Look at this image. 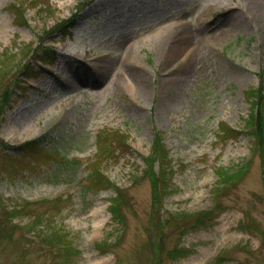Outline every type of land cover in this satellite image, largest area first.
<instances>
[{
	"label": "rangeland",
	"instance_id": "rangeland-1",
	"mask_svg": "<svg viewBox=\"0 0 264 264\" xmlns=\"http://www.w3.org/2000/svg\"><path fill=\"white\" fill-rule=\"evenodd\" d=\"M14 1L0 0V86L25 60L40 72L11 84L0 118V220L10 229L0 227V264H65L63 251L66 264H264V155L249 133L218 134L222 121L244 129L248 89L264 93V0H21L22 24ZM75 13L70 34L44 32ZM44 37L58 51L46 67L32 55ZM158 130L172 159L161 201L141 176ZM99 134L109 149L96 153ZM38 138L80 161L77 171L43 153L28 166L4 148ZM97 156L124 191L122 221L113 187L84 194ZM242 163L244 177L215 195L216 166Z\"/></svg>",
	"mask_w": 264,
	"mask_h": 264
},
{
	"label": "trees",
	"instance_id": "trees-1",
	"mask_svg": "<svg viewBox=\"0 0 264 264\" xmlns=\"http://www.w3.org/2000/svg\"><path fill=\"white\" fill-rule=\"evenodd\" d=\"M44 4L48 5V3L46 2ZM84 5H86L85 2L83 3L82 6L79 7L78 11L81 10ZM9 8L14 12L20 24H22V22L25 23L27 22V19L26 18L24 19L25 8L21 0H18V4L10 5ZM43 9L44 8H42V10ZM76 17H77V13H75L73 17L58 21L52 27L45 29L44 32L48 33V36L58 31H61V34L63 35H67L70 32L71 28L74 26L75 23L74 21ZM36 46H38V48L36 47L37 49L35 48L33 50L32 55L40 58V60L43 62V65L44 63L46 64L55 60L54 58L56 56V51L53 46L50 47L45 44V37L40 39L38 45ZM4 55H5V51L0 52L1 59H4ZM7 55H9V51L7 52ZM3 61L2 60L0 61V68L2 67ZM19 68H20V73L18 74V78L10 79L4 88H1L0 86V118H2L4 112L9 106V103L13 99H15L12 96L13 91L11 89V84L15 82V84L18 86L23 85L19 83L20 81H22V79H26L30 76L37 75L40 72L33 65H31V63L28 60H25L24 63L20 65ZM246 93H247V97H249L251 101V109L248 116L245 118L246 121L245 129L243 130L236 129L232 127L230 124L222 121L219 123L220 132L218 134L219 136L224 138H234V137H238L243 133H247V134L249 133L253 137V144L260 151V153L264 155V93L262 86H260L259 88L248 89ZM106 137L107 136H105L104 134L98 135V146L96 153L101 151V149L103 151H107V149H109L103 143L99 144L101 139L102 138L105 139ZM42 142H43V138H38V139L26 141L22 144H19V146L5 145L4 148H10V150H12L13 153L11 152L9 154L19 155L20 157L19 159L22 160L27 159L26 163L28 164V166H32V164H38L39 155L40 153H43V155L47 156L48 159L52 158L53 161L56 160V163H59L61 166L68 167L69 169L72 170L73 173L77 171L81 163L80 161H78L77 159H73V160L69 159L65 152L59 150L57 147L54 146L51 147L43 146ZM144 160L146 162V168L142 171L143 174H141V176H148L149 178H151L154 197L155 199L161 201V199H163L166 193L169 192V190H167L168 183L166 180L170 178L169 175L172 176V171H171L172 159L170 157V149L164 142L163 135L159 130L155 133L152 148L149 154L144 156ZM33 161L34 163H32ZM93 161L91 162V164L93 163V165L91 166V169L88 173V179L84 186V194L90 191H96V190L98 191L101 188L113 187L116 191V194L113 196L111 200L112 201L110 204L111 211L115 216V217L113 216L114 218L122 221L124 215L122 213L121 205L123 204L124 191L123 189H121L120 186H117L111 180V178L104 172V169L101 167V158H98L97 156L95 159H93ZM156 162L159 163L158 171L155 170ZM247 166L248 165L244 163H242V166L240 167H235V166L227 167L224 165L216 166L215 172L218 177L216 182L217 187L215 188L214 194L218 195L221 191L225 190L227 187L236 185L244 177V174H246L248 170ZM84 178H82L80 183L83 182ZM61 197L62 196L56 197L54 198V200H58ZM4 207H5L4 203L0 204V211ZM24 207L25 205H18V207L13 206L12 210L14 211L8 212V216H13L16 214V212L19 213ZM31 222H36V220L33 219ZM0 227L3 228L4 230H10L9 228L6 227L4 216L0 220ZM241 228L245 231H250L249 228L243 225H241ZM58 237H62L58 239L59 245L63 244L64 249L68 250L67 245L72 242L68 233H63V234L60 233L58 234ZM183 251L184 249L181 250L180 252ZM169 253L175 256V254L179 252L169 251ZM154 254L158 256L156 252H154ZM62 257L64 263L66 264L69 262L70 260L69 258H72L73 256L71 252L69 253L68 251H63Z\"/></svg>",
	"mask_w": 264,
	"mask_h": 264
},
{
	"label": "bare ground",
	"instance_id": "bare-ground-1",
	"mask_svg": "<svg viewBox=\"0 0 264 264\" xmlns=\"http://www.w3.org/2000/svg\"><path fill=\"white\" fill-rule=\"evenodd\" d=\"M257 3H255V5H256ZM255 7V6H254ZM261 8L262 9H264V2H262V4H261ZM261 8H260V5L258 6V5H256V12L257 13H261ZM186 30V26L185 25H182V26H179V27H177L176 28V32H179V31H185ZM199 41H201V40H199ZM176 50H177V48H174V49H172L170 52H169V55H170V57H172V56H174V54L176 53ZM104 66H102V67H100V71H101V69H105V67L103 68ZM84 70H91V71H93L94 73H96V74H101L100 72H98L96 69H95V67H93V66H88L87 65V67L84 69ZM121 76V75H120ZM139 76H141V77H139ZM136 78H137V80H138V82L140 83V85L142 86V84H144V81H145V76H144V74H139V75H136ZM145 85L146 84H144L143 85V88L145 89Z\"/></svg>",
	"mask_w": 264,
	"mask_h": 264
}]
</instances>
